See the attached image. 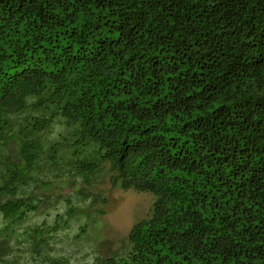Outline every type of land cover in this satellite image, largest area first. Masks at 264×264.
Listing matches in <instances>:
<instances>
[{
  "label": "trees",
  "instance_id": "16d2710c",
  "mask_svg": "<svg viewBox=\"0 0 264 264\" xmlns=\"http://www.w3.org/2000/svg\"><path fill=\"white\" fill-rule=\"evenodd\" d=\"M103 177L154 197L124 251L26 264H264V0H0V262Z\"/></svg>",
  "mask_w": 264,
  "mask_h": 264
},
{
  "label": "rangeland",
  "instance_id": "374dc122",
  "mask_svg": "<svg viewBox=\"0 0 264 264\" xmlns=\"http://www.w3.org/2000/svg\"><path fill=\"white\" fill-rule=\"evenodd\" d=\"M94 190L100 194V202L92 207L88 217L79 210L71 216L65 215L68 204L62 197L47 200L10 237L6 245H10L14 253L0 264H26V255L22 253L37 241H42L43 253L67 256L74 263L83 258L90 261L93 252L109 255L124 251L128 245L129 231L148 215L154 197L133 189L113 187L108 177L95 183ZM66 193L65 190L62 194ZM72 197V203L77 209L89 203L80 196ZM14 254L16 257L12 260Z\"/></svg>",
  "mask_w": 264,
  "mask_h": 264
}]
</instances>
